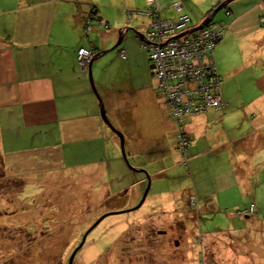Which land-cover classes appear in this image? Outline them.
I'll return each instance as SVG.
<instances>
[{
  "label": "crops",
  "instance_id": "crops-1",
  "mask_svg": "<svg viewBox=\"0 0 264 264\" xmlns=\"http://www.w3.org/2000/svg\"><path fill=\"white\" fill-rule=\"evenodd\" d=\"M157 1L161 3V17L173 18L184 13L190 16L189 23L194 27L211 7L224 0H171L165 7L163 0ZM173 2L180 3L179 10L171 6ZM130 3L134 4V10L126 9V13L146 6V0ZM112 5L109 0H0V155L7 171H11L9 174L43 173L58 166L69 174L60 181H68L80 173L82 180L87 178L90 182L100 171V165L104 166L105 160L110 159L108 144L113 143L108 132L111 129L100 115L99 99L109 110L118 101L127 110L120 107L112 113L122 126L124 122L128 124L130 135L135 136L129 139L132 158L143 155L148 160L140 165L156 162L158 169H170V163L166 167L167 154L172 153L176 159L180 152L183 164L190 162L193 167L191 175L197 165L198 171L208 169L206 160L198 163L202 161L200 155L209 154L213 176L221 180L216 181L218 187L231 188L236 178L241 195L250 197L245 205L254 203L258 183L264 184V175L256 180V185L254 182L248 186L246 180L252 179L247 176L248 170L264 161L261 150L264 148V0H232L223 8L227 12L219 16L218 22L226 28L212 53L215 72L221 80L218 93L223 105L183 118L181 123L189 139L184 151L177 144L176 123L158 91L151 65L146 72L148 81L143 84L141 76H132L123 48L127 57L121 66L129 82L135 85L131 90L139 93L127 96L125 90L118 92L116 88L108 92L104 88L106 80L103 82L101 78L107 68L99 62L100 55L95 57V54L114 44L122 28L131 31L129 37L139 40L150 21L141 14L138 21L117 23L118 13L122 15L123 10ZM89 14L91 19L86 29ZM128 15L132 20V13ZM107 26L113 35L109 29H103ZM129 44L125 43L127 47ZM81 47L95 52L90 65L94 81H90L88 63L82 64L77 58ZM242 89H246L244 94ZM235 99L241 101L245 110L233 116L231 108ZM256 103L260 108L253 109ZM143 105L146 112L141 110ZM103 110L106 114L107 108ZM226 119L236 123L235 130L229 131L221 125ZM216 123H219L217 127ZM118 141L120 144L119 137ZM124 154L126 160L125 150ZM88 167L93 168L85 170ZM258 170L264 173V165ZM99 173L104 179L105 168ZM197 194L199 190L194 188L189 202Z\"/></svg>",
  "mask_w": 264,
  "mask_h": 264
},
{
  "label": "rangeland",
  "instance_id": "rangeland-1",
  "mask_svg": "<svg viewBox=\"0 0 264 264\" xmlns=\"http://www.w3.org/2000/svg\"><path fill=\"white\" fill-rule=\"evenodd\" d=\"M109 1L123 10L122 15L118 13L117 23L141 19L139 11H132V20L128 15L131 12L126 13V9L134 10V4L130 3L132 0H122L125 5L120 0ZM168 1H162L164 7L171 3ZM225 12L227 9H220L211 22L219 23V16ZM173 16L176 20L179 14ZM103 29H109V26ZM108 31L113 35L111 29ZM127 31L122 28L119 34L121 42L111 48L117 37L98 59L108 69L101 78L103 82L106 80V91L112 92L117 88L118 92L125 90L124 94L128 96L139 92L131 90L135 85L125 76L122 61L128 56L132 76H141L144 84L148 81L146 72L151 59L140 39L129 37L131 31ZM127 41L130 43L128 47L125 45ZM123 48L127 51L124 58L119 54ZM95 66L99 67L97 63ZM91 78L94 81L92 74ZM242 92L244 94L246 89ZM235 102L231 108L233 116L237 111L245 110L241 101L235 99ZM113 103L114 106H109L112 110L103 105L105 110L107 108L106 116L110 123L122 133L124 149H121L116 133L105 125L111 131L108 132L113 143L108 144L110 159L105 160L104 166L100 165L99 172L105 168L104 179L98 172L88 182L87 178L82 180L81 174L75 172L77 177L60 181L69 174L58 166L48 172L24 171V175L13 176L0 155V264H68L72 250L82 238L83 244L76 250L72 264H264V184L260 186L258 183L255 212L244 215L238 210L246 206L250 197L241 195L236 178L233 179L236 184L231 188L218 187L216 181L221 180L213 176L207 159L209 154L200 155L202 161L198 163L206 160L208 169L198 171L197 165V170L191 173L194 177L190 175L191 163L183 164L180 152L176 159L172 153L167 154L166 167L170 163V169H158L159 163L156 162L140 165L148 160L143 155L139 157L141 161L132 158L129 139L135 136L130 135L128 124L124 122L125 127L122 126L117 115L112 113L118 112L120 107L127 110V107L122 106V102ZM258 108L256 103L253 109ZM144 109L143 105L141 110L146 112ZM229 122L230 119H226L221 125L229 131L235 130L236 123ZM218 125L215 124L216 127ZM261 150L264 154V148ZM243 155L239 154V158ZM263 165L264 161H261L248 170L247 176L249 174L252 178L246 180L248 186L254 182L256 185V180L262 178L264 173L258 167ZM154 172L156 175H152ZM219 176L222 179V174ZM147 186L142 202L136 207ZM194 188L199 190V194L189 202ZM107 212L115 213L107 214L90 229Z\"/></svg>",
  "mask_w": 264,
  "mask_h": 264
},
{
  "label": "built area",
  "instance_id": "built-area-1",
  "mask_svg": "<svg viewBox=\"0 0 264 264\" xmlns=\"http://www.w3.org/2000/svg\"><path fill=\"white\" fill-rule=\"evenodd\" d=\"M172 7L177 11L181 5L173 2ZM139 13L150 19L140 40L142 47L150 52L152 75L176 123L177 144L184 151L189 139L184 134L183 118L223 105L218 93L221 80L215 72L212 53L226 25L210 22L198 30L184 33L193 28L188 24L187 14H180L176 20L161 17V3L157 0H146V6ZM86 23L87 29L89 18ZM92 55L91 49H78L80 62L86 64ZM120 55L125 56L123 50ZM240 212L244 215L253 213V204Z\"/></svg>",
  "mask_w": 264,
  "mask_h": 264
},
{
  "label": "water",
  "instance_id": "water-1",
  "mask_svg": "<svg viewBox=\"0 0 264 264\" xmlns=\"http://www.w3.org/2000/svg\"><path fill=\"white\" fill-rule=\"evenodd\" d=\"M230 1H232V0H224V1H221V2H219V3H217L215 6H213V7H211V9L209 10L210 11V13H209V15H207V17L206 18H204V20H202L198 25H196L195 27H193V28H190V29H188V30H186L184 33H189V32H193V31H195V30H198L199 28H201L202 26H204V25H206V24H208V23H210L211 22V19H212V17L216 14V12H218L220 9H223V8H226V6H227V3L228 2H230ZM208 11V12H209ZM127 31V28H125L124 29V32H126ZM121 35L119 36V39H118V41L115 43V45H113L111 48H113V47H115L116 45H118L120 42H121ZM110 48V49H111ZM109 49H107V50H104V51H99V55H101V54H103L104 52H107ZM91 60L88 62V68H89V78H90V81H93L92 80V78H91V71H90V65H91ZM96 93V92H95ZM97 94V93H96ZM98 95V94H97ZM99 108H100V115H101V117H102V119H103V121L107 124V126L110 128L111 127V129L116 133V135L119 137V140H120V146H121V149L123 148V137H122V134L119 132V131H117V129L115 128V127H113V125L110 123V121L108 120V118H107V116H106V114H105V112H104V108H103V103H102V101H100V99H99ZM124 155V154H123ZM148 186H149V183H148ZM148 186H147V188L145 189V191H144V193H143V195H142V198H141V200H140V202L136 205V207L137 206H139L140 205V203L142 202V200H143V198H144V196H145V194H146V192H147V190H148ZM117 212V211H116ZM109 213H115V212H107V213H105L103 216H101L91 227H90V229L92 228V227H94L103 217H105L107 214H109ZM83 241H84V238H82V240H81V242L72 250V252H71V254H70V257H69V262H68V264H72V259H73V257H74V255H75V252H76V250L78 249V247L79 246H81L82 244H83Z\"/></svg>",
  "mask_w": 264,
  "mask_h": 264
},
{
  "label": "trees",
  "instance_id": "trees-1",
  "mask_svg": "<svg viewBox=\"0 0 264 264\" xmlns=\"http://www.w3.org/2000/svg\"><path fill=\"white\" fill-rule=\"evenodd\" d=\"M171 6H172V5H171ZM141 10H142V9H141ZM135 11H140V9H139V10L137 9V10H135ZM209 13H210V11L207 13V15H209ZM181 14H184V13H181ZM89 15H90V14H89ZM142 15H143V14H142ZM179 15H180V14H179ZM163 17H164V18H172V17H165V16H163ZM206 17H207V16H205L204 18H206ZM88 18H89V20H90V19H91V15H90V17H88ZM204 18H203L202 20H204ZM173 19H174V18H173ZM189 19H190V18H189ZM202 20H201V21H202ZM201 21H200V22H201ZM85 22H86V21H85ZM89 22H90V21H89ZM89 24H90V23H89ZM89 24H88V25H89ZM85 25H87V23H86ZM219 41H220V40H219ZM219 41H218V42H219ZM218 42H217V43H218ZM217 43H216V44H217ZM141 44H142V42H141ZM120 51H121V50H120ZM120 51H119V54H120ZM95 55H96L95 57H97L99 54L97 53V54H95ZM77 58H78V50H77ZM78 60H79V59H78ZM151 65H152V64H151ZM151 72H152V71H151ZM184 134H186V133H185V130H184ZM186 136H187V135H186ZM187 138H188V136H187ZM7 183H9V182H7ZM250 204H253V206L255 205L254 203H250ZM250 204H249V205H246V206H243L244 208H243V207H242V208H239L240 210H238V212L242 211L243 209H247V208H249Z\"/></svg>",
  "mask_w": 264,
  "mask_h": 264
},
{
  "label": "clouds",
  "instance_id": "clouds-1",
  "mask_svg": "<svg viewBox=\"0 0 264 264\" xmlns=\"http://www.w3.org/2000/svg\"><path fill=\"white\" fill-rule=\"evenodd\" d=\"M197 25H198V24H197ZM195 26H196V25H195ZM137 34H138V33H137ZM141 35H142V34H141ZM141 35H140V37H141ZM139 39H140V38H139ZM93 56H94V54H93ZM93 56H92V57H93ZM92 57L90 58V60L92 59ZM90 60H89V61H90ZM89 61H88V62H89ZM88 62H87V63H88ZM254 212H255V210H254ZM254 212H253V213H254ZM246 215H247V214H246Z\"/></svg>",
  "mask_w": 264,
  "mask_h": 264
}]
</instances>
